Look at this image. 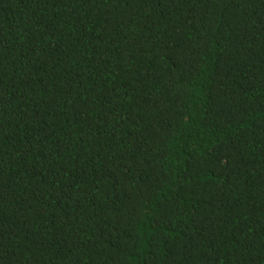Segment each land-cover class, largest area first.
<instances>
[{
  "label": "trees",
  "instance_id": "16d2710c",
  "mask_svg": "<svg viewBox=\"0 0 264 264\" xmlns=\"http://www.w3.org/2000/svg\"><path fill=\"white\" fill-rule=\"evenodd\" d=\"M0 264H264V0H0Z\"/></svg>",
  "mask_w": 264,
  "mask_h": 264
}]
</instances>
